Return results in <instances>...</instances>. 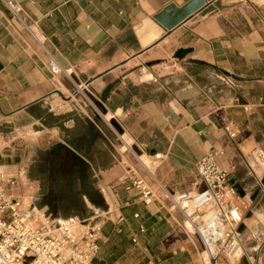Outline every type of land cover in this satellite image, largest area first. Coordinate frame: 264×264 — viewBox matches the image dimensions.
<instances>
[{"label": "crops", "instance_id": "crops-1", "mask_svg": "<svg viewBox=\"0 0 264 264\" xmlns=\"http://www.w3.org/2000/svg\"><path fill=\"white\" fill-rule=\"evenodd\" d=\"M192 1L17 0L15 16L0 0V174L24 197L27 158L54 157L42 170L57 173V158L71 157L60 187L87 173L76 182L88 198L116 210L99 223L95 264H200L167 194L200 190L210 153L264 224L252 155L264 151V0H202L170 31L156 19ZM181 49L190 51L176 58ZM51 60L73 74H52ZM145 155L159 162L147 166L150 205L128 189Z\"/></svg>", "mask_w": 264, "mask_h": 264}, {"label": "built area", "instance_id": "built-area-1", "mask_svg": "<svg viewBox=\"0 0 264 264\" xmlns=\"http://www.w3.org/2000/svg\"><path fill=\"white\" fill-rule=\"evenodd\" d=\"M6 3L18 16L17 0ZM48 68L54 75L73 74L72 68L63 69L53 60ZM224 129L231 138L237 137L230 125ZM219 156L210 153L199 161L200 190L167 194L171 208L182 215L184 232L200 243V264H222L223 260L230 264L242 248L240 230L245 215L238 199L243 198L231 182L229 171L220 165ZM256 156L263 160L264 173V151L254 148ZM14 185L11 176L0 174V264H95L101 232L96 217H53L40 209L35 211V206L24 205L21 197L10 192ZM131 188L141 191L146 205L152 203L155 193L144 179L134 181ZM111 213L109 208L103 212Z\"/></svg>", "mask_w": 264, "mask_h": 264}, {"label": "rangeland", "instance_id": "rangeland-1", "mask_svg": "<svg viewBox=\"0 0 264 264\" xmlns=\"http://www.w3.org/2000/svg\"><path fill=\"white\" fill-rule=\"evenodd\" d=\"M94 108L96 110H99L96 105H94ZM142 158L144 159V157ZM142 158L138 156V168L140 170L139 174L146 182H151V180H153L152 172L155 174V169L152 170L144 167V165L142 164ZM51 159L54 160L55 158L43 156L40 160L36 157L26 159V161L28 162L25 165L27 169L22 176L20 187L22 190L30 192V194L21 197L24 201V205L32 204V206H35V211H39L38 209H40L42 212H46L47 214H50V212H52L53 217L84 215L88 217H96L95 222L97 223L106 221L109 218H117L114 206H111L112 213L110 215L103 214V212L105 211L104 207H99L97 206V204H95V202L98 203V205L103 203L101 199L94 196V198H92L93 200H90L87 194L91 189H88L86 187V184H84L85 187H82L83 185H81V183L76 182L77 177L86 175L88 176L87 173L79 172L72 174L74 181H72L68 187L61 188V181L67 175L63 172V169H67L65 164H70L72 162V158L58 157V164H60L61 166L57 167L58 169L60 168L59 172L47 173L42 170L43 164ZM75 162V164L79 165V169L81 170L83 168L82 159L77 157L75 158ZM143 162L149 167L151 166L150 163L156 165L159 164V162L153 163V160L146 155ZM257 166L259 169V173L264 176L263 168L260 166L259 162ZM22 168H24V165L22 166ZM155 190H157L156 187H154V191ZM239 195L243 198L240 192ZM260 195L264 196V184L262 187V193ZM38 202L44 203L42 205H38ZM238 203L242 207V211L245 215L244 219H251L247 223L258 237H253L251 231L248 230V227H244L243 232H245V234H243L242 237V239L244 238V253L235 264H264V224L258 219L251 218L252 214L250 212V200L238 199ZM256 247H258L259 252L255 251ZM222 264H229V262L227 260H223Z\"/></svg>", "mask_w": 264, "mask_h": 264}, {"label": "bare ground", "instance_id": "bare-ground-1", "mask_svg": "<svg viewBox=\"0 0 264 264\" xmlns=\"http://www.w3.org/2000/svg\"><path fill=\"white\" fill-rule=\"evenodd\" d=\"M201 4H202V0H194V1L190 2V3H188L187 5L179 8L177 10V12L175 13V15H172L170 13V11L167 10L163 14H160L159 18L163 22H165L167 25H172L175 22H178V21L182 20L183 18H185L186 16H188L189 14L193 13ZM148 79H149V76H145L143 78V80H148ZM254 160L256 161L257 164L259 162L260 166H261V163L263 165V160H261L259 156L258 157L256 156L254 158ZM142 164L144 165V167H146L148 169L147 165L143 161H142ZM248 221H249V219H243V227H241V230H240V231H242V232H240L241 241L243 242L242 243V248L239 249L238 253L236 254V257L231 258V261H230L231 264H235L236 261H237L236 258L240 259L242 257V255H243V253H244V245H243L244 244V241H243L244 238L242 239L243 234H245V232H243L244 227H248V230L251 231L253 237H256V238L258 237L256 235V233H254L252 231V229L250 228L249 224L247 223Z\"/></svg>", "mask_w": 264, "mask_h": 264}, {"label": "water", "instance_id": "water-1", "mask_svg": "<svg viewBox=\"0 0 264 264\" xmlns=\"http://www.w3.org/2000/svg\"><path fill=\"white\" fill-rule=\"evenodd\" d=\"M193 1H194V0H193ZM202 3H203V1H202ZM201 5H202V4H201ZM201 5H200V6H201ZM200 6H199V7H200ZM199 7H198V8H199ZM198 8H197V9H198ZM197 9H196V10H197ZM196 10H195V11H196ZM189 15H190V14H189ZM186 17H187V16H186ZM186 17H185V18H186ZM185 18H183V19H185ZM156 19H157L158 21H160V22L163 24V26H164L166 29H168L169 31L172 30L173 27H175L179 22H181V21L183 20V19H182V20H180V21H178V22H175V23L172 24V25H167L165 22H163V21L159 18V16L156 17ZM164 33H165L164 31H161L160 33H158V34H157V39H158V37H160V35H161V37H162V36L164 35ZM156 41H158V40H156ZM189 51H190V50L181 49V50H179L178 52H176L175 57H176V58H182V57H184ZM99 109H100L102 112H104L103 109H101V108H99Z\"/></svg>", "mask_w": 264, "mask_h": 264}]
</instances>
